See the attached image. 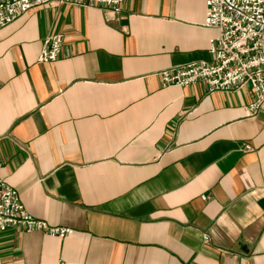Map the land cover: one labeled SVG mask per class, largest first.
Wrapping results in <instances>:
<instances>
[{
	"label": "crops",
	"instance_id": "1",
	"mask_svg": "<svg viewBox=\"0 0 264 264\" xmlns=\"http://www.w3.org/2000/svg\"><path fill=\"white\" fill-rule=\"evenodd\" d=\"M205 15L206 0L61 4L0 29V178L71 229L0 232L4 264H264V105L159 77L211 60ZM56 34L64 56L40 63Z\"/></svg>",
	"mask_w": 264,
	"mask_h": 264
},
{
	"label": "built area",
	"instance_id": "2",
	"mask_svg": "<svg viewBox=\"0 0 264 264\" xmlns=\"http://www.w3.org/2000/svg\"><path fill=\"white\" fill-rule=\"evenodd\" d=\"M122 3L123 0H0V29L38 6L97 5L119 13ZM203 25L218 31L210 40L211 60L160 71L162 86L188 87L203 83L209 94L247 87L253 100L246 112L257 114L264 105V0H206ZM63 56V35L46 37L38 61L51 63ZM245 149L251 147L245 146ZM9 229L37 231L59 238L71 232L67 227L51 226L31 215L18 191L0 178V232ZM0 264H4L1 257Z\"/></svg>",
	"mask_w": 264,
	"mask_h": 264
}]
</instances>
